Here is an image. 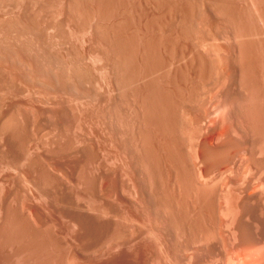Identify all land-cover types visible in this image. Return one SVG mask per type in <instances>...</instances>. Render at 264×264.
Returning <instances> with one entry per match:
<instances>
[{"label":"rangeland","instance_id":"1","mask_svg":"<svg viewBox=\"0 0 264 264\" xmlns=\"http://www.w3.org/2000/svg\"><path fill=\"white\" fill-rule=\"evenodd\" d=\"M16 1L0 0V264H264V0ZM192 15L205 49L184 37Z\"/></svg>","mask_w":264,"mask_h":264},{"label":"bare ground","instance_id":"2","mask_svg":"<svg viewBox=\"0 0 264 264\" xmlns=\"http://www.w3.org/2000/svg\"><path fill=\"white\" fill-rule=\"evenodd\" d=\"M9 1H10V0H9ZM15 1H16V0H15ZM70 1H71V4L76 2V0H75V1L73 0L74 2H73L72 0H70ZM194 1H195V0H194ZM194 1L191 0V3H193V5H194L195 2H196V1H195V2H194ZM198 1L200 2V1H202V0H198ZM16 2H17V1H16ZM18 2H19V1H18ZM60 2H63V0H61ZM67 2H69V1H67ZM79 2H80V1L78 0V3H79ZM81 2H82V1H81ZM171 2H172V1H171ZM189 2H190V0H189ZM199 2H198V3H199ZM202 2H203V1H202ZM206 2H207V1H206ZM214 2H215V1H214ZM220 2H221V1H220ZM28 3H29V2H28ZM78 3L76 2L75 4H77V6H78ZM209 3H210V2H209ZM15 4H16V3H15ZM48 4H49V3H48ZM62 4H63V3H62ZM69 4H70V3H68L67 8L70 7V9H71V7H73V6H72L71 4H70L71 6H69ZM75 4H74V5H75ZM80 4H81V3H80ZM82 4H83V3H82ZM200 4H201V3H200ZM200 4H198V5L196 4L195 6L198 8V6H199ZM193 5H192V6H193ZM210 5H211V4H210ZM9 6H10V5H9ZM12 6H14V4H13ZM18 6H19V5H18ZM38 6H39V5H38ZM44 6H45V5H44ZM59 6H60V5H59ZM195 6H193V8H194ZM211 6H212V5H211ZM223 6H224V5H223ZM223 6H222V7H223ZM14 7H16V6H14ZM52 7H53V6H52ZM81 7H82V6H80V8H81ZM87 7H88V6H87ZM188 7H189V6H188ZM190 7H191V5H190ZM215 7H216V6H215ZM17 8H18V7H17ZM36 8H37V7H36ZM54 8H55V7H54ZM83 8H84V6H83ZM83 8H82V9H83ZM89 8H90V7H89ZM172 8H173V7H172ZM199 8H201V5L199 6ZM199 8H198V9H199ZM202 8H203V7H202ZM204 8H205V7H204ZM11 9H12V8H11ZM20 9H21V7H20ZM70 9H69V10H70ZM73 9H75L76 13H77V12H78V13L80 12V9H79V11H78V8H77V10H76V6H75V8H72V9H71V10L74 12ZM84 9H86V8H84ZM84 9H83V11L88 10V9H86V10H84ZM190 9L192 10V7H191ZM198 9H197V11H198ZM1 10H2V9H1ZM18 10H19V9H18ZM37 10H38V9H37ZM66 10H67V9H66ZM69 10H68V11H69ZM195 10H196V9H195ZM195 10H193L194 13H192V14H194V15H195ZM199 10L202 11V10H204V9H199ZM232 10H233V9H232ZM252 10H253V9H252ZM45 11H46V10H45ZM188 11H189V10H188ZM193 11H191V12H193ZM2 12H3V11H2ZM21 12H22V11H21ZM73 12H70L69 14L72 15L71 13H73ZM86 12H88V11H86ZM191 12H189V13H191ZM198 12H199V14L201 15V19H202V14H203V13L200 12V11H198ZM203 12H204V11H203ZM217 12H219V11H217ZM28 13H29V12H28ZM64 14H65V13H64ZM67 14H68V13H67ZM73 14H74V13H73ZM88 14H89V13H88ZM225 14H226V13H225ZM70 15H68V16H70ZM75 15H76V14H74V16H75ZM194 15H192V17H190V18H191V19H189L190 22H189V24L187 25L188 28H187L186 30H188V34H186L187 32H186V30H185V31H184V32H186V33H184L185 35H184L183 33H182V35H184V37H185L186 35H188V36H190V37L192 36L191 39L193 40V42H195V43H197V44L192 43L191 46L193 47V44H195V45H197V46L200 44V45H199V47H200L201 44H202V42H204L205 40H207V39L204 40V39H203V36H204V35H205V36H208V35L210 34V33H208L209 31H210L211 34H212V30H211V29H210L209 31L207 30V29H209V28L211 27V26H210V23H208L207 20L205 21V23H207V24H206V27H207V28H206L205 26H203V28L207 30V33H206V31H204V30L201 29V28H202V26H201L202 22H199V20H201V19H200V15H199V17H197V18H198V22L200 23V27H198L200 30H199V32H198L197 24L199 25V23L196 22L197 20H196L195 22H193V20L196 19V18H194ZM196 15H197V12H196ZM68 16H67V18H68ZM77 16H78V19H79V18L82 19V18H84V17H85V18H87V17L89 18V16H91V15H89V16H86V15H85V16H83V17L81 18L80 16H82V15H81V13H79ZM77 16H76V19H75V20H77ZM185 16H186V15H185ZM185 16H184V17H185ZM189 16H190V15H189ZM204 16H205V15H204ZM204 16H203V17H204ZM236 16H237V15H236ZM255 16H256V15H255ZM71 17H73V15H72ZM71 17H70V18H71ZM102 17H103V16H102ZM186 17H187V16H186ZM5 18H6V17H5ZM15 18H16V17H15ZM15 18H14V19H15ZM27 18H28V17H27ZM58 18H59V17H58ZM61 18H62V17H61ZM70 18H68V19H70ZM73 18H74V17H73ZM88 18H87V19H88ZM103 18H104V17H103ZM187 18H188V17H187ZM245 18H246V17H245ZM247 18H248V17H247ZM250 18H251V17H250ZM25 19H26V18H25ZM35 19H36V18H35ZM80 19H79V20H80ZM89 19H90V18H89ZM89 19H88V21L91 20V19H90V20H89ZM92 19H93V17H92ZM179 19H180V18H179ZM3 20H4V19H3ZM6 20H7V19H6ZM11 20H12V19H11ZM29 20H30V19H29ZM33 20H34V19H33ZM79 20H78L79 23H80V21H81L82 23H86V22H88L86 19H84V20H86V22H83V21H82L83 19L80 20V21H79ZM204 20H205V19H202L201 21H203V23H204ZM48 21H49V20H48ZM69 21H70V20H69ZM175 21H176V20H175ZM175 21H174V22H175ZM185 21H186V20H185ZM185 21L183 22L184 25L180 24V25H182V27L185 26ZM219 21H220V20H219ZM0 22H2V19L0 20ZM12 22H13V21H12ZM24 22H25V21H24ZM29 22H30V21H29ZM31 22H33V21H31ZM35 22H36V21H35ZM41 22H42V21H41ZM53 22H54V21H53ZM63 22H66V21H62L61 23H63ZM72 22H73V20H72ZM10 23H11V22H10ZM10 23H9V22H8V23H7V22L2 23V24H0V27H2V26H4V25H6L7 27H13L14 24H13V26H10V25H11ZM13 23H14V22H13ZM20 23L22 24V22H20ZM27 23H28V22H26V24H27ZM33 23H34V22H33ZM33 23H32V24H33ZM36 23L38 24V22H36ZM36 23H34V24L36 25ZM45 23H46V22H45ZM79 23H77V25L80 26ZM91 23H92V22L90 21V22H89V27H90V26L92 27V24H91ZM104 23H105V22H104ZM181 23H182V22H181ZM186 23H187V21H186ZM219 23H220V22H219ZM15 24H16V23H15ZM18 24H19V22H18ZM23 24H25V23H23ZM23 24H22V25H23ZM26 24H25V26H27V28H25V26L23 25V27H24L25 29L29 30L30 28H32V29L34 30L33 27L29 26V24H28V25H26ZM30 24H31V23H30ZM53 24H54V23H53ZM63 24H65V23H63ZM66 24H67V23H66ZM74 24H75V23H74ZM1 25H2V26H1ZM35 25H34V27H35ZM81 25H82V24H81ZM83 25H84V24H83ZM87 25H88V24H87ZM94 25H96V24H94ZM112 25H113V24H112ZM178 25H179V24H178ZM180 25H179V26H180ZM203 25H205V24H203ZM207 25H208V26H207ZM214 25H215V24H214ZM216 25H217V24H216ZM17 26H18V25H17ZM28 26H29V27H28ZM37 26H39V25H37ZM37 26H36V27H37ZM56 26H57V25H56ZM85 26H86V25H85ZM209 26H210V27H209ZM229 26H230V25H229ZM36 27H35V28H36ZM57 27H58V26H57ZM57 27H55V28H57ZM63 27H64V26H63ZM89 27H88V28H89ZM95 27H98V26L96 25ZM208 27H209V28H208ZM234 27H235V26H234ZM5 28H6V27H5ZM24 28H22V30L19 28V29L21 30V31L18 30L19 33L24 34V33H25V32H24L25 30H23ZM38 28H39V27H38ZM58 28H59V27H58ZM76 28H77V27H76ZM82 28H85V27L82 26ZM82 28L80 27V29H82ZM99 28H100V27H99ZM174 28H175V27H174ZM179 28H180V30L183 31V29H181V27H179ZM183 28L185 29V27H183ZM211 28H212V27H211ZM6 29H8V28H6ZM10 29H11V28H10ZM17 29H18V28H17ZM17 29H16V31H17ZM39 29L41 30V28H39ZM39 29H38V31H40ZM42 29H43V28H42ZM49 29H50V28H49ZM77 29H78V28H77ZM100 29H101V28H100ZM160 29H161V28H160ZM160 29H159V30H160ZM215 29H216V27H215ZM8 30H9V29H8ZM33 30H32V32L34 33ZM36 30H37V28H36ZM36 30H35V31H36ZM58 30H59V29H58ZM176 30H177V29H176ZM201 30H202V32H205L206 34L202 33ZM18 31H17V32H18ZM49 31L52 32V30H49ZM60 31H61V30H60ZM101 31H102V30H101ZM213 31H215V30H214V27H213ZM6 32H7V31H6ZM14 32H15V31H14ZM29 32H30V31H29ZM29 32L27 31V33H29ZM36 32H37V31H36ZM36 32H35V33H36ZM78 32H79V31H78ZM84 32H85V31H84ZM94 32H95V31H94ZM97 32H98V31H97ZM200 32H201V33H200ZM238 32H240V31H238ZM30 33H31V32H30ZM33 33H31V34H33ZM61 33H62V32H61ZM99 33H100V32H99ZM99 33H97V34H99ZM217 33H218V32H217ZM250 33H251V32H250ZM3 34H4V33H3ZM10 34H11V32H10ZM31 34H30V35H31ZM37 34H39V33H36V35H37ZM40 34L43 35V31H42V33L40 32ZM47 34H48V33H47ZM95 34H96V33H95ZM100 34H101V33H100ZM180 34H181V33H180ZM207 34H208V35H207ZM260 34H261V33H260ZM0 35H1V34H0ZM18 35H19V34H18ZM24 35H26V34H24ZM30 35H29V37H30ZM42 35H40V36H42ZM44 35H45V34H44ZM64 35H65V33H64ZM1 36H2V35H1ZM4 36L6 37L5 34H4ZM22 36H23V35H21L20 38H22ZM33 36H34V34H33ZM46 36H47V35H46ZM61 36H62V35H61ZM188 36H187V37H188ZM205 36H204V37H205ZM209 36H211V35H209ZM209 36L207 37L208 39H209V38H212V36H211V37H209ZM213 36H214V34H213ZM24 37H26V36H24ZM31 37H32V36H31ZM31 37H30V38H31ZM42 37H43V36H42ZM184 37H181V38L183 39ZM190 37L188 38V40L190 39ZM6 38H7V37H6ZM30 38H29V39L26 38V39H28V40L30 41ZM52 38H53V37H52ZM60 38H61V37H60ZM16 39H17V37H16ZM23 39H24V38H23ZM26 39H25V40H26ZM44 39H45V38H43V40H44ZM191 39H190V40H191ZM215 39H217V38H215ZM8 40H9V39H8ZM31 40H32V39H31ZM33 40H34V39H33ZM175 40H176V39H175ZM183 40H185L184 42H186L187 38H185V39H183ZM188 40H187V42H190V41H188ZM203 40H204V41H203ZM212 40H213V39H212ZM29 41H28V42H29ZM38 41H40V40H38ZM38 41H37V42H38ZM41 41H42V40H41ZM118 41H119V40H118ZM121 41H122V40H121ZM207 41H209V40H207ZM207 41H206V42H207ZM234 41H235V40H234ZM24 42H25V41H24ZM30 42H31V41H30ZM30 42H29V43H30ZM32 42H33V41H32ZM168 42H169V41H168ZM187 42H186V43H187ZM191 42H192V41H191ZM0 43H1V42H0ZM17 43H18V42H17ZM26 43H27V40H26ZM34 43H35V42H34ZM54 43H55V42H54ZM54 43H52V44H54ZM59 43H60V42H59ZM115 43H116V42H115ZM9 44H10V43H9ZM37 44H38V43H37ZM43 44H45V43H43ZM68 44H69V43H68ZM126 44H127V43H126ZM184 44H185V43H184ZM203 44H204V43H203ZM1 45H4V47L2 46V48H4V49H2L3 51H8V52H9V50H7V48H9L10 45H9L8 47H7L5 44H1ZM1 45H0V46H1ZM7 45H8V44H7ZM26 45H27V44H24V45L22 44V45L19 47V50H17L18 52L16 51L17 54L19 53V54H21L20 56H22V55L28 53L27 57L31 56V54H30V49L27 48V47H29V46H26ZM29 45H30V44H29ZM38 45L40 46V44H38ZM45 45H46V44H45ZM195 45H194V46H195ZM208 45H209V44H208ZM235 45H236V43H235ZM46 46H47V45H46ZM46 46H45V47H46ZM197 46H195V47H196V48H199V47H197ZM203 46H204V45H203ZM5 47H6V49H5ZM42 47H43V46H42ZM115 47H116V46H115ZM127 47H128V46H127ZM195 47H194V48H195ZM0 48H1V47H0ZM12 48H13V47H12ZM47 48H48V47H47ZM54 48H55V47H54ZM117 48H119V47H117ZM117 48H116V49H117ZM200 48L205 49V48L202 47V46H201ZM209 48H210V47H209ZM9 49H10V48H9ZM16 49H17V48H16ZM41 49H42V48H41ZM43 49L45 50V48H43ZM48 49H49V48H48ZM52 49H53V48H52ZM120 49H121V48H120ZM184 49H185V48H184ZM56 50H57V49H56ZM96 50H97V49H96ZM117 50H119V49H117ZM172 50H173V49H172ZM197 50H198V49H197ZM210 50H215V48L213 49V48L211 47ZM216 50H217V49H216ZM33 51H34V50H33ZM37 51H38V50H37ZM112 51H113V50H112ZM124 51H125V50H124ZM16 52H15V53H16ZM51 52H52V50H51ZM57 52H59V51H57ZM72 52H73V51H72ZM205 52H206V51H205ZM208 52H209V51H208ZM213 52H214V51H213ZM215 52H216V51H215ZM15 53H14L13 55H16V56H17V54H15ZM32 53H34V52H32ZM95 53H96V52H95ZM95 53H94V55H95ZM202 53H203V52H202ZM202 53H201V54H202ZM211 53H212V51H211ZM211 53H210V54H211ZM222 53H223V52H222ZM19 54H18V55H19ZM29 54H30V55H29ZM104 54H105V53H104ZM123 54H124V53H123ZM171 54H172V53H171ZM196 54H198V53H196ZM201 54H198V55L201 56ZM210 54L208 53V55L211 56L210 58L213 59V61L216 60V58H219V57H216V56H217V55H216L217 53H216V54L214 53L215 56H214V55L212 56L213 53H212L211 55H210ZM238 54H239V53H238ZM242 54H243V53H242ZM9 55H10V54H9ZM36 55H37V54H36ZM36 55H34V56L36 57ZM43 55H44V54H43ZM49 55H50V54H49ZM51 55L53 56V54H51ZM68 55H69V54H68ZM68 55H67V56H68ZM111 55H113V54H111ZM204 55H205V54H204ZM225 55H226V54H225ZM16 56H15V57H16ZM24 56H25V55H24ZM45 56H46V55H45ZM74 56H75V55H73V57H74ZM77 56H78V55H77ZM108 56H109V55H108ZM117 56H119V54H118ZM171 56H172V55H171ZM200 56H199V59L202 58V57L205 58V56H202V57H200ZM209 56H208V57H209ZM12 57H13V56H12V54H11V58H12ZM54 57H55V55H54ZM68 57H71V56H68ZM119 57H120V56H119ZM212 57H216V58H212ZM231 57H232V56H231ZM9 58H10V57H9ZM30 58H31V57H30ZM37 58H39V57H37ZM56 58H58V57H56ZM65 58H66V57H65ZM65 58H64V59H65ZM71 58H72V57H71ZM74 58H75V57H74ZM74 58H73V59H74ZM97 58H98V56H97ZM116 58H117V57H116ZM204 58H202V59H204ZM210 58L207 59V55H206V59H204V65H203V63H202L203 60L200 59V61H201L200 63H202V64H200V65H202V66L204 67V66L207 64V63L205 64V61H206V60H211ZM234 58H235V57H234ZM239 58H240V57H239ZM23 59H24V58H23ZM39 59H40V58H39ZM45 59H46V60H47V59L50 60V57H49V58H46V57H45ZM59 59H61V56H59L58 60H59ZM66 59H68V60L71 61V59H69V58H66ZM66 59H65V60H66ZM73 59H72V60H73ZM112 59H113V57H112ZM119 59H120V58H119ZM119 59H118V61H119ZM129 59H130V58H129ZM5 60H6V59H5ZM41 60H42V59H41ZM68 60H66V61L68 62ZM76 60H78V59H76ZM76 60H73V62L76 61ZM122 60H124V58H123ZM44 61H45V60H44ZM51 61H52V60H51ZM51 61H49V63H48V64H49V67H50V62H51ZM53 61H55V60H53ZM79 61H80V59H79ZM111 61H114V60H111ZM152 61H153V60H152ZM213 61L211 60V62H213ZM218 61H219V59H218ZM228 61H229V60H228ZM231 61H232V60H231ZM12 62H13V61H12ZM42 62H43V60H42ZM47 62H48V61H47ZM55 62H56V61H55ZM55 62H53V63H55ZM67 62H66V63H67ZM77 62H78V61H77ZM77 62H75V63L77 64ZM122 62H123V61H122ZM207 62H208V61H207ZM209 62H210V61H209ZM211 62H210L209 64H211L213 67H214V66L217 67L216 65H218V67H219V69H220V66H219L220 64H218L217 61H215L213 64H212ZM216 62H217V63H216ZM19 63H20V62H19ZM61 63H63V62H61ZM70 63H71V62H69V64H70ZM75 63H74V64H75ZM80 63H81V62H80ZM119 63H120V61H119ZM215 63H216V65H214ZM219 63H220V61H219ZM23 64H24V63H23ZM55 64H56V63H55ZM71 64L73 65V63H71ZM78 64H79V62H78ZM113 64H115V62H114ZM130 64H131V63H130ZM209 64H208V65H209ZM223 64H225V63H223ZM25 65H26V64H25ZM36 65H38V62L36 63ZM52 65H53V64H51V66H52ZM66 65H67V64H66ZM72 65H71V66H72ZM79 65H80V64H79ZM116 65H118V64H116ZM121 65H122V64H121ZM211 65H210V67L212 68ZM242 65H243V64H242ZM60 66L63 67L62 69H65V67H66V66L64 65V63H63V65H60V64L58 65V67H60ZM71 66H69V67L71 68ZM77 66H78V65H77ZM77 66L74 65V66H72V67H75V68H76ZM84 66H85V65H84ZM202 66L199 67V68H200L199 71L202 70V69H201ZM206 66H207V65H206ZM58 67L56 66L57 70H56L55 73H56V74L59 73V74H57V75H58V77H60V79H62V80H59L58 82L61 81V82H60V83H61L60 86H61V87H64V85L62 86V84H63L62 81H63V79L66 77L65 75H67L68 73H73V72H71L70 70L73 71L75 68H74V69H73V68L69 69V68H68V65H67V69H69L68 71H70V72H68L67 69H65V70L68 72L67 74H65L66 71H64V72H65V73H64L63 70H62L63 73H61V72L58 71ZM61 67H60V68H61ZM80 67H81V66H80ZM116 67H117V66H114V65H113V69H114V71H115V72H114V75H115V76L113 75V76L115 77V78H114V79H115L114 82L116 81L117 84H120V81H121V78H120V77H121V75H120V77H119V78H120V81H119V78H118V76H117L119 73L117 74L118 71L115 69ZM128 67H129V66H128ZM218 67H217V69H218ZM39 68H40V67H39ZM43 68H44V66H43ZM43 68H42V71L45 70V69L43 70ZM120 68H121V67H120ZM120 68H119V69H120ZM199 68H198V69H199ZM204 68H205V67H204ZM204 68H203L202 72L204 71ZM3 69H4V68H3ZM16 69H17V68H16ZM48 69H50V68H48ZM51 69H52V67H51ZM51 69H50V71H51ZM205 69H207V67H206ZM209 69H210V68H209ZM215 69H216V68H215ZM5 70H6V69H5ZM21 70H23V69H21ZM21 70H20V72H21ZM59 70H60V69H59ZM76 70L81 71L78 67H77ZM76 70H75V73H76V74H75V73H74V74L76 75L77 78H79V77L82 75V74H81L82 71H81V73H80L79 71H76ZM82 70H83V69H82ZM107 70H108V69H107ZM211 70H212V69H211ZM211 70H210V72H209V73H210L209 75L212 76V75H213V74H212V73H213L212 71L214 70V68H213L212 71H211ZM221 70H223L222 67H221ZM224 70H225V69H224ZM33 71H34V70H33ZM42 71H41V72H42ZM46 71L48 72V70H46ZM60 71H61V70H60ZM88 71H89V70H88ZM208 71H209V70H208ZM5 72H6V71H5ZM18 72H19V71H18ZM18 72H17V73H18ZM35 72H37V70H36ZM39 72H40V70L38 69V73H39ZM41 72H40V73H41ZM44 72H45V71H44ZM44 72H42V74H43ZM77 72H78V73H77ZM97 72H98V71H97ZM102 72H103V71H102ZM205 72H206V70L204 71V74H205ZM211 72H212V73H211ZM219 72H220V70H219ZM222 72H223V71H221V75H219L220 73L218 74L219 76H217V73H218V72H216L215 74H216L217 77H220V76H223ZM30 73H31V72H30ZM38 73H37V75H38ZM45 73H46V72H45ZM53 73H54V72H53ZM79 73H80V74H79ZM105 73H106V72H105ZM207 73H208V72H207ZM24 74H25V73H24ZM34 74H35V73H34ZM78 74L80 75L79 77H78ZM84 74H85V73H84ZM99 74H100V73H99ZM120 74H121V73H120ZM202 74H203V73H202ZM0 75H1V74H0ZM2 75H3V74H2ZM26 75H27V74H26ZM37 75H36V77H38ZM47 75H48V73H46V77H47ZM3 76H4V75H3ZM24 76H25V75H24ZM28 76H30V74H28ZM50 76H51V75H50ZM52 76H53V75H52ZM67 76H69V74H68ZM72 76L74 77V75H72V74L69 76V77H70V80H71V78H72V83L68 81V78H69V77H68V78L66 77V80H67V84L70 83V84H72V86H73V85L75 84V82H74V78H73ZM84 76H85V75H84ZM84 76H83V77H84ZM87 76H88V75H87ZM111 76H112V75H111ZM206 76H207V75H206ZM206 76H205V77H206ZM211 76H210V77H211ZM213 76H215V75H213ZM216 76H215L214 78H217ZM6 77H7V76H6ZM6 77H5V78H6ZM9 77H10L9 80L11 81V80H12V79H11L12 74H11V76H9ZM22 77H23V75H22ZM31 77H32V76H31ZM56 77H57V76H56ZM76 77H75V78H76ZM81 77H82V76H81ZM196 77H197V76H196ZM210 77H209L210 81H213V82H214V80H212ZM239 77H240V76H239ZM14 78H15V77H14ZM14 78H13V80H15ZM23 78H24V77H23ZM27 78H28V77H27ZM27 78H24V79H27ZM193 78H194V77H193ZM222 78H223V77H222ZM222 78H221V79H222ZM241 78H242V77H241ZM16 79H17V78H16ZM29 79H30V78H29ZM43 79H44V78H43ZM43 79H41V80L43 81ZM49 79H50V78H49ZM56 79H58V78H56ZM82 79H83V78H82ZM82 79L80 78V79H79L80 81H78L77 79H76V80H77V82L79 83V82L83 81ZM87 79H88V78H87ZM87 79H84V80H87ZM134 79H135V77H134ZM134 79H133V80H134ZM199 79H201V77H200ZM203 79H204V81H205V79H206V78H204V75H203ZM203 79H201V81H202ZM207 79H208V78H207ZM209 79H208V80H209ZM231 79H232V78H231ZM5 80H6V79H5ZM13 80H12V81H13ZM44 80H45V79H44ZM122 80H123V79H122ZM208 80H206V83L208 82ZM222 80H224V79H222ZM0 81H1V80H0ZM12 81H11V82H12ZM31 81H32V79H31ZM195 81H196V80H195ZM1 82H2V83H5V85H6V82H4V81H1ZM34 82H35V81H34ZM51 82H52V81H51ZM56 82H57V81H56ZM65 82H66V81H65ZM68 82H69V83H68ZM77 82H76V84H77ZM92 82H93V81H92ZM219 82H220V80H219ZM9 83H10V82L8 81V82H7V85H9ZM12 83H15V82H12ZM32 83H33V82H32ZM32 83H31V84H32ZM35 83H38V82L36 81ZM39 83H40V81H39ZM39 83H38V84H39ZM42 83H43V82H42ZM42 83H40V84H42ZM73 83H74V84H73ZM81 83H82V82H81ZM107 83H108V82H107ZM195 83H196V82H195ZM204 83H205V82H204ZM208 83H209V82H208ZM217 83H218V82H217ZM217 83H215L214 85H216ZM70 84H69V85H70ZM79 84H80V83H79ZM117 84H116V85H117ZM158 84H159V83H158ZM198 84H199V83H198ZM202 84H203V82H202ZM209 84H211V82H210ZM218 84H219V83H218ZM240 84H241V83H240ZM3 85H4V84H3ZM3 85H2V86H3ZM5 85H4V86H5ZM10 85H11V84H10ZM12 85H13V87H15L14 84H12ZM65 85H66V84H65ZM69 85H67V86H69ZM84 85H85V84H84ZM114 85H115V83H114ZM116 85H115V87H116ZM121 85H122V84H121ZM128 85H129V84H128ZM192 85H193V84H192ZM41 86H43V85H41ZM47 86H49V85H47ZM75 86H78V85H75ZM82 86H83V85H82ZM122 86H123V85H122ZM126 86H127V85H126ZM196 86H197V85H196ZM5 87H6V86H5ZM9 87H11V86H9ZM43 87H44V86H43ZM97 87H99V86H97ZM101 87H102V86H101ZM118 87L120 88V85H117V88H118ZM123 87H124V86H123ZM6 88H7V87H6ZM52 88H53V87H52ZM65 88H67V87H65ZM155 88H156V87H155ZM193 88H194V87H193ZM10 89H11V88H10ZM13 89H14V88H13ZM17 89H19V88H17ZM47 89H48V88H47ZM205 89H206V88H205ZM211 89H213V87H211ZM211 89H210V90H211ZM11 90H12V89H11ZM48 90H49V89H48ZM9 91H10V90H9ZM99 91H100V89H99ZM198 91H199V90H198ZM201 91H202V90H201ZM206 91H207V90H206ZM13 92H14V91H13ZM208 92H209V90H208ZM39 93H40V92H39ZM81 93H82V92H81ZM99 93H100V92H99ZM196 93H197V92H196ZM16 94H17V93H16ZM95 94H96V93H95ZM132 94H133V93H132ZM197 94L199 95V93H197ZM207 94H208V93H207ZM258 94H259V93H258ZM182 95H183V94H182ZM182 95H181V96H182ZM189 95H190V94H189ZM209 95H210V94H209ZM47 96H48V95H47ZM84 96H85V95H84ZM119 96H120V94H119ZM145 96H146V95H145ZM157 96H158V95H157ZM192 96H193V95H192ZM158 97H159V96H158ZM183 97H185V95H184ZM186 97H187V96H186ZM201 97H203V96H201ZM204 97H206V96H204ZM243 97H244V96H243ZM248 97H249V96H248ZM193 98H195V97H193ZM198 98H199V97H198ZM253 98H254V97H253ZM236 99H237V98H236ZM120 100H121V99H120ZM123 100H124V99H123ZM179 100H180V99H179ZM202 100H204V99H202ZM202 100L199 101V102H202ZM213 100H214V99H213ZM185 101H186V100H185ZM189 101H190V100H189ZM207 101H208V100H207ZM209 101H210V100H209ZM211 101H212V100H211ZM235 101H236V100H235ZM127 102H128V101H127ZM149 102H150V101H149ZM152 102H153V101H152ZM180 102H181V101H180ZM204 102H205V101H203L202 103H204ZM246 102H247V101H246ZM248 102H249V99H248ZM254 102H255V101H254ZM150 103H151V102H150ZM164 103H165V102H164ZM185 103H187V102H185ZM202 103H200V104L202 105ZM205 103H206V102H205ZM240 103H242V102H240ZM259 103H260V102H259ZM117 104H118V103H117ZM183 104H184V103H183ZM236 104H237V102H236ZM245 104H246V103H245ZM252 104H253V103H252ZM262 104H263V103H262ZM158 105H159V104H158ZM181 105H182V103H181ZM197 105H198V104H197ZM231 105H232V104H231ZM242 105H244V103H242ZM248 105H249V104H248ZM238 106H239V104H238ZM249 106H251V104H250ZM177 107H178V106H177ZM240 107H241V106H240ZM246 107H247V105H246ZM246 107H245V108H246ZM132 108H133V107H132ZM168 108H169V107H168ZM174 108H175V107H174ZM185 108H186V107H185ZM198 108H199V107H198ZM241 108H243V107H241ZM181 109H182V108H181ZM239 109H240V108H239ZM97 110H98V109H97ZM208 110H209V109H208ZM241 110H242V109H241ZM245 110L247 111L248 108L245 109ZM245 110H244V113L242 112L243 115L246 114V113H245ZM143 111H144V110H143ZM202 111H203V110H202ZM210 111H211V110H210ZM230 111H231V110H230ZM248 111H250V109H249ZM248 111H247V112H248ZM28 112H29V111H28ZM128 112H129V111H128ZM176 112H177V111H176ZM183 112H184V111H183ZM239 112H240V111H239ZM250 112H252V111H250ZM19 113H20V112H19ZM32 113H33V112H32ZM148 113H149V111H148ZM153 113H154V112H153ZM115 114H116V113H115ZM151 114H152V113H151ZM163 114H164V113H163ZM256 114H257V112H256ZM10 115H11V114H9L8 116L11 117ZM109 115H110V114H109ZM134 115H135V114H134ZM164 115H165V114H164ZM171 115H172V114H171ZM234 115H236V114H234ZM234 115H233V116H234ZM246 115H247V114H246ZM249 115H250V113L248 114V116H249ZM251 115H252V113H251ZM118 116H119V115H118ZM128 116H129V115H128ZM145 116H146V115H145ZM238 116H239V115H238ZM238 116H236V117L238 118ZM240 116H241V115H240ZM240 116H239V117H240ZM12 117H13V116H12ZM12 117H11V118H12ZM27 117H28V116H27ZM27 117H26V118H27ZM96 117H97V116H96ZM136 117H137V116H136ZM234 117H235V116H234ZM241 117L244 118V117H246V116H244V117L241 116ZM252 117H253V116H252ZM252 117H249V118H250V121H251V118H252ZM6 118H7V119H6ZM6 118L4 117L3 120H1V121H3V125H2V123L0 122V124H1V125H0V127H1V130H0V131H2V130H4V129L6 130L7 128L10 129L11 127H12L11 130H13V126H14V125L10 127L9 125H11L12 123L10 122L11 124H9V121H10V120H8V117H7V116H6ZM14 118H15V117H14ZM129 118H130V117H129ZM132 118H133V117H132ZM182 118H183V117H182ZM242 118H241V120H242ZM16 119H17V118H16ZM239 119H240V118H239ZM246 119H247V118H246ZM4 120H6V121H5L6 123H8L7 125L5 124ZM7 120H8V122H7ZM11 120H13V118H12ZM104 120H105V119H104ZM133 120H134V119H133ZM161 120H162V119H161ZM31 121H32V119H31ZM129 121H130V120H129ZM136 121H137V120H136ZM176 121H177V119H176ZM183 121H184V120H183ZM185 121H186V120H185ZM221 121H222V120H221ZM238 121H240V120H238ZM248 121H249V119H248ZM120 122H121V121H120ZM163 122H164V121H163ZM178 122H179V121H178ZM186 122H187V121H186ZM189 122H190V121H189ZM228 122H229V121H228ZM252 122H253V121H252ZM252 122H251V123H252ZM100 123H101V122H100ZM165 123H166V122H165ZM174 123H175V122H174ZM183 123H185V122H183ZM190 123H191V122H190ZM190 123H189V124H190ZM185 124H187V123H185ZM185 124H183V125H185ZM191 124H192V123H191ZM5 125H6V126H5ZM180 125H181V123H180ZM197 125H198V124H197ZM236 125H237V124H236ZM240 125H241V124H240ZM2 126H3V127H6V128L3 129ZM125 126H126V125H125ZM185 126H186V125H185ZM245 126H246V125H245ZM260 126H261V125H260ZM130 127H131V126H130ZM137 127H138V126H137ZM178 127H179V126H178ZM181 127H182V126H181ZM230 127H231V126H230ZM14 128H15V127H14ZM259 128H260V127H259ZM177 129H178V128H177ZM134 130H135V129H134ZM178 130H179V129H178ZM36 131H37V130H36ZM39 131H40V130H39ZM163 131H164V130H163ZM231 131H232V130H231ZM11 132H12V131H11ZM31 132H32V131H31ZM244 132H245V131H244ZM4 133H5V132H4ZM130 133H131V132H130ZM236 133H237V132H236ZM131 134H132V133H131ZM178 134H179V133H178ZM181 134H182V133H181ZM191 134H192V133L189 132V136H190ZM229 134H230V133H229ZM129 135H130V134H129ZM138 136H139V135H138ZM221 137H222V136H221ZM263 137H264V136H263ZM190 138H191V136H190ZM228 138H229V137H228ZM256 138H257V137H256ZM122 139H123V138H122ZM133 139H134V138H133ZM221 139H222V138H221ZM138 140H139V139H138ZM140 140H141V139H140ZM191 140H192V139H191ZM212 140H213V139H212ZM194 141H195V140H194ZM221 141H222V140H221ZM18 142H19V141H18ZM191 142H192V143H190V141H189V143L192 144V145L197 144L196 142L193 143V140H192ZM228 142H229V141H228ZM240 142H241V141H240ZM141 143H142V142H141ZM189 143H188L187 146L190 145ZM185 144H186V143H185ZM199 144H200V143H199ZM226 144H227V143H226ZM135 145H136V144H135ZM230 145H231V144H230ZM185 146H186V145H185ZM190 146H191V145H190ZM194 146H195V145H194ZM203 146H204V145H203ZM196 147H197V145H196ZM188 148H189V147H188ZM190 148H191V151H192V155H191V156H192V158L194 157L193 159H194V161H195V159H197V157H198V152H197V154H196V151H195V150H197V149H196V148L194 149L193 146H191ZM192 148H193V150H192ZM211 148H212V147H211ZM200 149H201V148H200ZM209 149H210V148H209ZM217 149H218V147H217ZM242 150H243V149H242ZM209 151H210V150H209ZM199 152H200V151H199ZM241 152H242V151H241ZM155 153H156V152H155ZM188 153H189V152H188ZM242 153H243V152H242ZM258 153H259V152H258ZM262 153H263V151H262ZM34 154H35V153H34ZM193 154H194V155H193ZM209 154H210V152H209ZM211 154H213V153H211ZM225 154H226V153H225ZM146 155H147V154H146ZM207 155H208V154H207ZM241 155H242V154H241ZM149 156H150V155H149ZM151 156H152V155H151ZM153 156H154V155H153ZM153 156H152V157H153ZM257 156H258V155H257ZM141 157H142V156H141ZM167 157H168V156H167ZM208 157H209V156H208ZM212 157H213V156H212ZM246 157H247V156H246ZM253 157H254V156H253ZM33 158H34V157H33ZM142 158H143V157H142ZM150 158H151V157H150ZM206 158H207V157H206ZM228 158H229V157H228ZM198 159H199V158H198ZM200 159H201V158H200ZM211 159H212V158H211ZM42 160H43V159H42ZM238 160H239V159H238ZM241 160H242V159H241ZM241 160H240V161H241ZM245 160H246V159H245ZM140 161H141V160H140ZM151 161H152V160H151ZM157 161H158V160H157ZM194 161H193V162H194ZM209 161H211L210 158H209ZM216 161H217V160H216ZM207 162H208V159H207ZM237 162H238V161H237ZM256 162H257V161H256ZM16 163H17V162H16ZM32 163H33V162H32ZM44 163H45V162H44ZM194 163H195V162H194ZM196 163H197V162H196ZM199 163H200V162H199ZM197 164H198V163H197ZM233 164H234V162H233ZM239 164H240V163H239ZM248 164H249V163H248ZM19 165H20V164H19ZM139 165H140V164H139ZM228 165H229V164H228ZM261 165H262V164H261ZM141 167H142V166H141ZM153 167H154V166H153ZM190 167H191V166H190ZM192 168H193V167H192ZM233 168H234V167H233ZM146 170H147V169H146ZM152 171H153V169H152ZM188 171H189V170H188ZM197 171H198V172H197ZM199 171H200V170H197V169H196L197 175L200 176ZM143 173H144V172H143ZM202 173H203V172H202ZM42 175H43V174H42ZM181 175H182V174H181ZM227 175H228V174H227ZM228 176H229V175H228ZM200 177H201V176H200ZM200 177H197V179H199ZM49 178H50V177H49ZM204 179H205V178H204ZM234 179H235V178H234ZM24 180H25V179H24ZM199 180H200V179H199ZM202 180H203V179H202ZM256 180H257V179H256ZM150 181H151V180H150ZM199 183H200V182H199ZM201 183H203V182L201 181ZM212 183H213V182H212ZM217 183H218V182H217ZM244 183H245V182H244ZM202 185H205V186H206V184H202ZM30 186H31V185H30ZM152 186H153V185H152ZM33 187H34V186H33ZM228 187H229V186H228ZM180 188H181V187H180ZM226 188H227V186H226ZM261 189H262V188H261ZM221 190L223 191V189H220V190H219V192H218L219 195H220V193H221V194L228 193V192H227V191H228L227 189H226L227 191L224 192V193H223ZM224 190H225V189H224ZM194 191H195V190H194ZM194 191H193V192H194ZM149 192H150V191H149ZM216 192H217V191H216ZM133 193H135V192H133ZM191 193H192V192H191ZM200 194H201V193H200ZM161 195H162V194H161ZM225 195H228V196H229V193H228V194H225ZM158 197H159V196H158ZM220 198H221V197H220ZM184 199H185V198H184ZM222 199H224V198L222 197ZM214 201H215V200H214ZM224 201H225V200H224ZM224 201H223V202H224ZM101 202H102V201H101ZM228 202H229L228 200H227V202H224L225 205H226V203H228ZM231 202L233 203L232 200H231ZM234 202H235V201H234ZM171 203H172V202H171ZM174 203H175V202H174ZM224 203H223V205H224ZM229 203H230V202H229ZM229 203H228V205H230V208H232L233 206H231V205H234V203H233V204H232V203L229 204ZM92 204H93V203H92ZM166 204H167V203H166ZM86 206H87V205H86ZM156 206H157V205H156ZM167 206H168V205H167ZM198 207H199V206H198ZM204 207H205V206H204ZM224 207H226V206H223V209H224ZM94 208H95V207H94ZM230 208H227V211L225 210L226 208L224 209V210L226 211V213H227V212H228V213L230 212V211H228V209H230ZM96 209H97V208H96ZM165 209H166V207H165ZM165 209H164V210H165ZM183 209H184V208H183ZM212 209H213V208H212ZM93 210H94V209H93ZM100 210H102V209H100ZM181 210H182V209H181ZM218 210H219V209H218ZM230 210H232L231 213H234V214H235V211H234L235 209H234V207H233L232 209H230ZM219 211H220V210H219ZM225 211H224V212H225ZM165 212H166V211H165ZM93 213H94V212H93ZM103 213H104V212H103ZM222 213H223V212H222ZM228 213H227V215H228ZM231 213H229L230 216H231ZM99 214H100V213H99ZM103 215H104V214H103ZM221 216H223V215H221ZM10 217H11V216H10ZM181 217H182V216H181ZM223 217H224V216H223ZM228 217H229V216H228ZM228 217H227V218H228ZM231 217H232V216H231ZM231 217H230V218H231ZM169 218H170V217H169ZM176 218H177V217H176ZM205 218H206V216H205ZM224 218H225V217H224ZM232 218H233V217H232ZM232 218H231V219H232ZM20 219H21V218H20ZM186 219H187V218H186ZM193 219H194V218H193ZM176 220H177V219H176ZM225 220H226V219H225ZM245 220H246V219H245ZM121 222H123V221H121ZM230 222H232V221L229 219V223H230ZM118 223H119V222H118ZM202 223H203V222H202ZM229 223H228V221H227V224H229ZM234 223H235V222H234ZM238 223H239V222H238ZM175 224H176V223H175ZM189 224H190V223H189ZM217 224H218V223H217ZM227 224H226V225H227ZM230 224H231V223H230ZM230 224H229V226L232 227L231 225H233V224H231V225H230ZM227 226H228V225H227ZM180 227H181V226H180ZM224 227H225V225H224ZM190 228H191V227H190ZM207 228H208V227H207ZM240 228H241V227H240ZM228 229H229V228H228ZM206 230H207V229H206ZM233 230H234V229H233ZM14 231H15V230H14ZM48 231H49V230H48ZM226 231H227V228H226ZM129 232H130V231H129ZM235 232H236V231H235ZM227 233H228V232H227ZM229 233H230V229H229ZM17 234H18V233H17ZM44 234H45V233H44ZM129 234H130V233H129ZM134 234H135V233H134ZM200 234H201V233H200ZM231 234H234V233L231 232ZM231 234H230V235H231ZM207 235H208V234H207ZM230 235H229V236H230ZM17 236H18V235H17ZM19 236H20V235H19ZM193 236H194V235H193ZM199 236H201V235H199ZM227 237H228V236H227ZM233 237H234V236H233ZM46 238H47V237H46ZM53 239H54V238H53ZM199 239H200V238H199ZM229 239H230V238H229ZM231 239H232V238H231ZM240 239H241V238H240ZM126 240H127V239H126ZM242 240H243V239H242ZM214 241H215V240H214ZM200 243H202V242H200ZM237 243H238V242H237ZM198 244H199V243H198ZM240 244H241V243H240ZM43 245H44V244H43ZM66 245H67V244H66ZM68 246H69V245H68ZM252 246H253V245H252ZM39 247H40V246H39ZM200 247H201V246H200ZM61 248H62V247H61ZM74 248H75V247H74ZM241 248H242V247H241ZM184 249H185V248H184ZM189 258H190V257H189ZM228 264H229V263H228Z\"/></svg>","mask_w":264,"mask_h":264}]
</instances>
